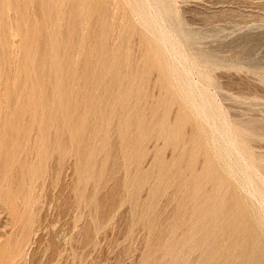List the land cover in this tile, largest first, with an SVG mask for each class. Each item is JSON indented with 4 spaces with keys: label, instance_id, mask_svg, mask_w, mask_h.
I'll return each mask as SVG.
<instances>
[{
    "label": "rangeland",
    "instance_id": "374dc122",
    "mask_svg": "<svg viewBox=\"0 0 264 264\" xmlns=\"http://www.w3.org/2000/svg\"><path fill=\"white\" fill-rule=\"evenodd\" d=\"M98 1L0 0V264H217L207 257L215 242H201L208 230L221 233L216 246L235 264L237 225L198 224L192 209L225 197L227 215L251 224L258 202L247 210L200 125L147 61L126 1L105 11ZM151 3L193 66L189 80L207 89L264 181V0Z\"/></svg>",
    "mask_w": 264,
    "mask_h": 264
},
{
    "label": "bare ground",
    "instance_id": "6f19581e",
    "mask_svg": "<svg viewBox=\"0 0 264 264\" xmlns=\"http://www.w3.org/2000/svg\"><path fill=\"white\" fill-rule=\"evenodd\" d=\"M81 5L90 7L95 4V0H82ZM115 1V0H114ZM126 1L132 15L135 18V22L138 26L142 28V34L144 43L147 49V54H145L147 61L158 66L160 69L162 77L165 79L166 85L169 86V91L171 94L175 95L180 102L182 108L187 111L192 117V119L197 122L195 124L200 125L199 131L204 135L205 142L212 150V155L215 156L216 161L219 164L221 171L225 174L226 179L232 178L235 182V187L239 188L240 191L244 193V202L246 203V208L252 209L255 207L254 201L258 202L255 209H259L256 213L252 214V221L246 223L241 217V213L238 212L235 216L227 215V200L222 198V202L217 204H211V199L203 200L200 205L195 206L193 213L197 214L198 222L203 224L205 218L215 219L216 224L222 225L225 229H228L234 225H237V233L234 235L235 240L238 241L240 246L237 252V260L235 264H259L260 261H264V181L258 179L257 170L249 163V161L244 157L240 148L236 145L234 139V133L231 132L230 127L227 125V121H224V117H220L217 110L211 104L210 96H208L204 88H197L191 78L189 80L188 73H190V61L183 54L179 44L176 41L173 33L170 29H167L163 21V13L156 6L152 4L151 0H124ZM36 2V1H35ZM110 0H99L98 4L101 11L106 10L107 5ZM112 2V1H111ZM123 2V0H122ZM17 3V2H16ZM47 3V2H46ZM58 3V2H57ZM114 3V2H113ZM112 3V4H113ZM119 3V2H118ZM2 4V3H1ZM18 4V3H17ZM68 4V3H67ZM20 5V4H19ZM29 5V4H28ZM62 5V4H61ZM60 5V6H61ZM117 5V4H116ZM166 5V4H165ZM43 6H45L43 4ZM115 7V6H114ZM160 7V6H159ZM28 8V7H27ZM3 9V8H2ZM7 9V8H6ZM16 9V8H15ZM62 9V8H61ZM79 9V8H78ZM108 10V9H107ZM10 11V10H9ZM62 11V10H61ZM84 11V10H83ZM86 11V10H85ZM88 11V10H87ZM171 11V10H170ZM97 13V11L95 10ZM113 12V11H112ZM172 12V11H171ZM38 13V12H37ZM66 13V12H65ZM84 13V12H83ZM88 13V12H87ZM94 13V12H93ZM102 13V12H101ZM165 13V12H164ZM85 14V13H84ZM82 15V14H81ZM97 15V14H96ZM118 15V14H117ZM130 15V14H129ZM30 16V15H29ZM34 16V15H33ZM90 16H92L90 14ZM98 16V15H97ZM100 16V15H99ZM12 17V16H11ZM36 18V16H34ZM39 17V16H38ZM112 17V16H111ZM128 17V16H127ZM32 18V17H31ZM4 19V18H3ZM15 19V18H14ZM115 19V18H114ZM2 20V19H1ZM13 20V19H11ZM51 20V19H50ZM60 21V19H58ZM93 20V19H92ZM111 20V19H110ZM134 20V19H133ZM33 21V20H32ZM104 21V20H102ZM15 22V20H13ZM38 22V21H37ZM84 22V20H83ZM17 23V22H16ZM50 23V22H49ZM92 23H94L92 21ZM99 23V22H98ZM123 23V22H122ZM38 24V23H37ZM33 25V24H32ZM39 25V24H38ZM123 25V24H122ZM53 26V25H52ZM94 26V25H93ZM113 26V25H112ZM59 27V26H58ZM122 27V26H121ZM93 28V27H92ZM139 28V27H138ZM14 29V28H13ZM98 29V28H97ZM82 30V29H81ZM94 30V29H93ZM99 30V29H98ZM8 31V30H7ZM100 31V30H99ZM121 31V30H120ZM11 32V31H10ZM39 32V31H38ZM110 32V30H109ZM116 32V31H115ZM111 33V32H110ZM114 33V32H113ZM57 34V33H56ZM77 34V33H76ZM51 35V34H50ZM99 35V34H98ZM18 36V35H17ZM46 37V36H45ZM62 37V36H61ZM6 38V37H4ZM15 38V37H14ZM24 38V37H23ZM56 38V36H55ZM73 38V37H72ZM103 38V37H102ZM122 38V36H121ZM35 39V38H33ZM50 39V38H49ZM57 39V38H56ZM82 40V39H81ZM93 40V39H92ZM120 40V39H119ZM131 40V39H130ZM101 41V40H100ZM125 42V40L123 39ZM132 41V40H131ZM136 41V40H135ZM13 42V40H12ZM76 42V41H75ZM117 41H115L116 43ZM14 43V42H13ZM104 43V42H103ZM106 43V42H105ZM134 43V42H133ZM137 43V42H136ZM16 44V43H15ZM20 44V43H19ZM72 44V43H71ZM117 44V43H116ZM141 44V43H140ZM112 46V45H111ZM67 47V46H66ZM121 47V46H120ZM116 48V47H115ZM126 48V47H125ZM13 49V48H12ZM99 49H103V46H99ZM124 49V48H123ZM51 50V49H50ZM140 51V50H139ZM23 52V51H22ZM21 52V53H22ZM114 52V51H113ZM120 52V51H118ZM16 53V52H15ZM14 53V54H15ZM100 53V51H99ZM126 54V53H125ZM124 54V55H125ZM27 55V54H26ZM25 55V56H26ZM30 55V54H29ZM51 55V54H50ZM49 55V57H50ZM139 55V54H138ZM137 55V58H138ZM37 56V55H35ZM127 56V55H125ZM141 56V55H140ZM29 57V56H27ZM27 57L25 59H27ZM38 57V56H37ZM102 57V56H101ZM129 57V55H128ZM31 58V57H30ZM103 58V57H102ZM136 58V56H135ZM11 59V58H10ZM38 59V58H37ZM134 59V58H133ZM106 60V59H105ZM108 60V59H107ZM106 60V61H107ZM108 69H113L114 64L118 63L115 58L110 59ZM109 60V61H110ZM26 61V60H25ZM114 61V62H113ZM138 61V60H137ZM14 63V62H13ZM100 63V62H99ZM134 63V62H133ZM136 63V62H135ZM1 64V63H0ZM26 64V63H25ZM61 64V63H60ZM59 64V65H60ZM150 64V65H151ZM134 65V64H133ZM153 65V66H154ZM192 65V64H191ZM9 66V65H7ZM136 66V65H135ZM10 67V66H9ZM15 67V66H14ZM135 68V67H134ZM50 70V69H49ZM10 71V70H9ZM17 71V70H16ZM114 71V70H113ZM134 72V71H133ZM8 73V72H7ZM53 73V72H51ZM69 73V72H68ZM108 73V72H107ZM11 74V73H10ZM55 74V73H54ZM71 74V73H70ZM72 75V74H71ZM70 77V75H69ZM107 77V76H106ZM125 78V77H124ZM154 78V77H153ZM11 79V78H10ZM15 80V79H14ZM126 85V84H125ZM158 85V84H157ZM197 85V84H196ZM10 86V85H9ZM37 86V85H35ZM38 87V86H37ZM50 87V86H49ZM151 87V85H150ZM41 88V87H39ZM7 89V88H6ZM36 89V88H35ZM150 90V89H149ZM116 91V90H115ZM111 92V91H110ZM109 92V93H110ZM117 92V91H116ZM156 94V93H155ZM162 94V93H161ZM163 95V94H162ZM27 97V96H26ZM136 97V96H135ZM40 99V98H39ZM57 99V98H56ZM168 99V98H167ZM169 100V99H168ZM156 101V100H155ZM154 101V102H155ZM127 102V101H126ZM113 105V104H112ZM111 106V105H110ZM154 106V105H153ZM160 106V104H159ZM216 106V105H215ZM218 106V105H217ZM116 108V107H115ZM142 108V107H141ZM145 108V106L143 107ZM165 108V107H164ZM171 108V107H170ZM176 108V106H175ZM181 108V109H182ZM218 108V107H217ZM139 110V108H138ZM177 110V109H176ZM174 112V111H173ZM186 112V113H187ZM143 114V113H142ZM174 114V113H173ZM183 114V113H182ZM148 115V114H146ZM184 115V114H183ZM84 116V115H83ZM113 116V115H112ZM163 116V115H162ZM167 116V115H165ZM223 116V115H222ZM163 118V117H162ZM172 118V117H171ZM181 119V118H180ZM153 120V119H152ZM226 120V119H225ZM62 121V120H61ZM98 121V120H97ZM119 121V120H118ZM172 121V120H171ZM182 121V120H181ZM193 121V122H194ZM84 122V121H83ZM149 122V121H147ZM150 123V122H149ZM51 124V123H50ZM61 124V123H60ZM151 124H153L151 122ZM156 125V124H155ZM169 125V124H168ZM185 125V124H184ZM65 127V126H64ZM131 127V126H129ZM148 127V126H147ZM146 127V128H147ZM168 127V126H167ZM141 128V127H140ZM153 128V127H152ZM197 128H199L197 126ZM131 129V128H130ZM188 129V128H187ZM144 131V130H142ZM168 131V129H167ZM184 131V128H183ZM118 132V131H117ZM188 132V131H187ZM186 132V133H187ZM241 132V131H240ZM171 133V131H170ZM233 133V134H232ZM151 134V133H150ZM107 135V134H106ZM135 135V134H134ZM188 135V134H187ZM201 135V134H200ZM236 136V135H235ZM114 137V136H113ZM190 137V136H189ZM202 139V137H200ZM241 139V138H240ZM186 141V140H185ZM173 144V143H172ZM240 145V143L238 142ZM160 145V144H159ZM93 146V145H92ZM198 148V147H197ZM126 149V148H125ZM153 149V148H152ZM102 150V149H101ZM161 150V149H160ZM201 150V149H200ZM177 151V150H176ZM202 151V150H201ZM210 151V150H209ZM246 151V150H245ZM158 152V151H157ZM106 153V152H105ZM159 155V153H158ZM248 155V153H247ZM108 157V156H107ZM176 157V156H175ZM45 158V157H44ZM151 158V157H150ZM149 158V160H151ZM180 158V157H179ZM196 158V157H195ZM248 158V157H247ZM250 158V157H249ZM135 159V158H134ZM167 159V158H166ZM197 159V158H196ZM195 159V160H196ZM214 159V158H212ZM156 160V159H155ZM213 161V160H211ZM148 162V161H147ZM201 162V161H200ZM136 163V162H135ZM192 163V162H191ZM155 164V163H154ZM193 164V163H192ZM217 164V165H218ZM197 165V164H196ZM147 166V164H146ZM149 166V165H148ZM205 166V165H204ZM209 166V165H208ZM212 167V166H211ZM145 168V167H144ZM183 168V167H182ZM200 169V168H199ZM182 170V169H181ZM198 170V169H197ZM210 177H214V173L207 168ZM216 171V170H215ZM220 171V170H219ZM154 171H152L153 173ZM201 172V171H200ZM218 174V173H217ZM69 175V174H68ZM92 175V174H91ZM178 175V174H177ZM187 176V175H186ZM188 177V176H187ZM260 177V175H259ZM263 178V177H262ZM211 179V178H210ZM125 181V180H124ZM127 181V180H126ZM171 181V180H170ZM225 181V179H224ZM223 179H219V183H224ZM206 182V181H205ZM89 183V182H88ZM127 183V182H126ZM216 183V182H215ZM121 184V183H120ZM138 184V183H137ZM126 185V184H124ZM177 185V184H176ZM182 185V184H181ZM230 185V184H229ZM174 186V185H173ZM202 186V185H201ZM223 186V185H222ZM228 186V185H227ZM123 187V186H122ZM109 188V186H108ZM107 188V189H108ZM143 188V186H142ZM149 188V187H148ZM175 188V187H174ZM189 188V187H188ZM221 188V187H220ZM35 189V188H34ZM123 189V188H122ZM203 189V188H202ZM207 189V188H206ZM216 189V188H215ZM97 190V188H96ZM208 190V189H207ZM235 190V189H234ZM157 191V190H156ZM161 191V190H160ZM238 191V189H237ZM153 192V191H152ZM220 192V191H219ZM178 193V192H177ZM207 193V191H206ZM32 194V193H31ZM145 194V193H144ZM143 194V195H144ZM106 195V194H105ZM178 195V194H177ZM216 195V194H215ZM220 195V194H219ZM225 195V193L223 194ZM34 196V195H33ZM84 196V195H83ZM104 196V195H103ZM109 196V195H108ZM153 196V195H152ZM173 196V195H172ZM37 197V196H36ZM125 197V196H124ZM127 197V196H126ZM154 197V196H153ZM172 198V197H171ZM183 198H185L183 196ZM217 198V197H216ZM110 199V198H109ZM149 199V198H148ZM224 199V201H223ZM241 199V198H240ZM243 199V198H242ZM99 200V199H98ZM234 200V199H233ZM238 200V199H237ZM37 201V200H36ZM79 201V200H78ZM82 201V200H81ZM101 201V200H100ZM163 201V200H162ZM175 201V200H174ZM241 202V201H240ZM233 203V202H232ZM237 203V202H236ZM243 203V201H242ZM241 203V204H242ZM28 204V203H27ZM101 205V204H100ZM192 205V204H190ZM212 207H211V206ZM245 205V204H244ZM107 206V205H106ZM157 206H159L157 204ZM141 207V206H140ZM162 207V206H161ZM178 208V207H177ZM238 208V207H237ZM22 209V208H21ZM78 209V208H77ZM86 209V208H85ZM98 209V208H97ZM183 209V208H181ZM164 210V209H163ZM187 210V209H186ZM239 210V209H238ZM167 211V210H166ZM183 211V210H182ZM185 211V210H184ZM247 212V211H246ZM250 212V211H249ZM248 213V212H247ZM79 214V213H78ZM171 214V212H170ZM156 215V214H155ZM30 218V217H29ZM143 220V219H142ZM39 221V220H38ZM173 223V222H172ZM40 229V228H39ZM99 230V229H98ZM101 230V229H100ZM173 230V229H172ZM194 230V228H193ZM196 230H198L196 228ZM222 230V229H221ZM229 230V229H228ZM230 231V230H229ZM19 232V231H18ZM191 232V231H190ZM141 233V232H140ZM205 237L201 240L202 243H207L210 240L211 243L215 242V245H211L207 249V257L211 260H216V263L226 264L228 261L227 257H222V252L216 246V242H220V232L215 230H208L205 232ZM192 234V233H191ZM195 234V233H194ZM18 235V234H17ZM182 235V234H181ZM34 236V235H33ZM189 239L193 238V235H188ZM26 238V237H25ZM175 238V237H174ZM173 238V239H174ZM166 239V238H165ZM187 240V239H186ZM197 240V239H196ZM225 242L226 239H224ZM31 242V241H29ZM196 242V241H194ZM28 245V244H27ZM236 245V246H237ZM200 246V245H199ZM202 246V245H201ZM207 246V245H205ZM52 247V246H51ZM248 247V259L247 263L243 259L244 250ZM202 248V247H201ZM26 249V248H25ZM225 249V248H224ZM59 250V249H58ZM233 250V249H232ZM30 251V250H29ZM224 251V250H223ZM234 251V250H233ZM143 252V251H142ZM170 252V251H169ZM245 252V251H243ZM140 253V252H139ZM155 253V252H154ZM23 254V253H22ZM79 255V254H78ZM169 255V253H168ZM163 259V258H162ZM223 260V261H217ZM150 262V261H149ZM153 263V262H152ZM196 263V262H195ZM176 264V263H175Z\"/></svg>",
    "mask_w": 264,
    "mask_h": 264
}]
</instances>
